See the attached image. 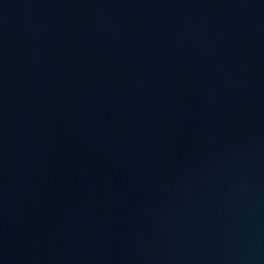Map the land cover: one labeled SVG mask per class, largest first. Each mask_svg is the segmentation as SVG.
Listing matches in <instances>:
<instances>
[{
	"label": "water",
	"instance_id": "1",
	"mask_svg": "<svg viewBox=\"0 0 264 264\" xmlns=\"http://www.w3.org/2000/svg\"><path fill=\"white\" fill-rule=\"evenodd\" d=\"M0 264H264V0H0Z\"/></svg>",
	"mask_w": 264,
	"mask_h": 264
}]
</instances>
